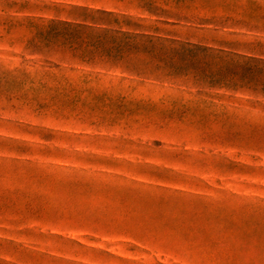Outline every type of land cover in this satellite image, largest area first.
<instances>
[{
	"label": "rangeland",
	"instance_id": "obj_1",
	"mask_svg": "<svg viewBox=\"0 0 264 264\" xmlns=\"http://www.w3.org/2000/svg\"><path fill=\"white\" fill-rule=\"evenodd\" d=\"M81 7L235 54L89 56ZM0 264H264V0H0Z\"/></svg>",
	"mask_w": 264,
	"mask_h": 264
},
{
	"label": "trees",
	"instance_id": "obj_2",
	"mask_svg": "<svg viewBox=\"0 0 264 264\" xmlns=\"http://www.w3.org/2000/svg\"><path fill=\"white\" fill-rule=\"evenodd\" d=\"M76 8L78 6H75ZM80 8V7H79ZM90 15L92 24H100L101 26H93L91 24H67L71 31L67 35L75 38L72 41V49L78 51H88L89 56L97 53L104 57L110 58L115 62H119L127 58L131 59L135 53L150 52L152 56H181L195 57L202 54L204 57L215 54L217 56L234 55V52L225 50L226 46L218 43V46H211L207 41H191V35L181 36L172 30H165L159 26L150 24H140L132 20V16L120 14L105 8L99 7H81ZM155 10H161L158 7ZM165 11V10H163ZM153 13L152 11H150ZM167 15H159L166 20H158L161 24L175 25L177 22H169L168 20L180 21L182 18L174 17L169 11L164 12ZM110 23H114L115 27H111ZM175 23V24H174ZM90 35V48H84L77 43L76 38L83 35ZM203 62V65H207ZM222 66V65H221Z\"/></svg>",
	"mask_w": 264,
	"mask_h": 264
}]
</instances>
